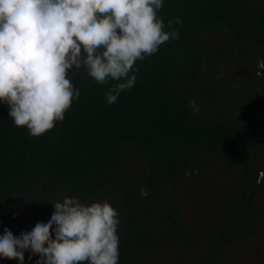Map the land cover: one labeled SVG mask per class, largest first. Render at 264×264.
<instances>
[{"label": "trees", "instance_id": "1", "mask_svg": "<svg viewBox=\"0 0 264 264\" xmlns=\"http://www.w3.org/2000/svg\"><path fill=\"white\" fill-rule=\"evenodd\" d=\"M158 15L166 26L169 19L182 20L174 25L180 38L136 62L135 86L116 103L108 104L104 97L114 82L97 84L78 70L73 82L79 95L40 136L15 126L8 107L0 104V234L12 225L6 219L28 209L29 199L14 203L18 195L48 200L44 184L50 195L73 189L82 194L81 200L98 194L106 199V189H118L115 196L125 220L119 264H144L141 254L158 251L180 256L173 264H215L247 232L253 212L261 218L264 205L250 179L256 182L260 170L254 153L264 152V116L254 109L256 88L229 78L228 63L244 59L256 66L264 60V0H164ZM209 53L220 61L207 67ZM73 68L68 67V74ZM234 99L251 105L237 115L229 106ZM221 156L229 157L225 185L232 203L213 230H204L207 237L197 250L191 234L176 239L183 234L184 221L175 191L189 174L202 172L210 180L207 166L215 168ZM136 160L145 172L127 175L123 167ZM158 201L164 220L159 232ZM29 225L21 221V227ZM23 251L22 259H0V264H42L28 258L30 248Z\"/></svg>", "mask_w": 264, "mask_h": 264}, {"label": "clouds", "instance_id": "2", "mask_svg": "<svg viewBox=\"0 0 264 264\" xmlns=\"http://www.w3.org/2000/svg\"><path fill=\"white\" fill-rule=\"evenodd\" d=\"M164 0H0V104L17 127L37 137L78 96L77 71L114 104L135 86L143 61L170 39H179V17L167 26L158 15ZM167 28V30H166ZM83 48V51H82ZM73 72L67 69L73 66ZM256 75L264 74V60ZM46 218L36 217L14 235L0 234V259L42 264H119V214L107 200L82 202L63 195ZM1 225V224H0Z\"/></svg>", "mask_w": 264, "mask_h": 264}, {"label": "rangeland", "instance_id": "3", "mask_svg": "<svg viewBox=\"0 0 264 264\" xmlns=\"http://www.w3.org/2000/svg\"><path fill=\"white\" fill-rule=\"evenodd\" d=\"M203 33L207 38L215 39V36L212 33L208 31H204ZM211 61H220L219 56L216 53H209L207 57V67L210 66ZM249 65L250 64L244 61V59L241 61L239 60L228 63L229 71L231 74H233L231 76L229 75V78L236 76V79H241V81H251L253 78V72ZM254 79L256 81L260 80V90H264V77L260 76L259 78L255 77ZM196 101L204 103V101L201 99ZM231 101L229 102V106L231 107L232 111L235 110V112H237V115H240L244 110L247 109V107L249 108L251 105L247 104V102H237L235 99ZM263 101L264 98L253 99V102L255 103L254 109L264 116ZM254 158L255 164L260 170L257 178H255L256 182L252 178L250 179V183L253 188L257 190V196L259 199H261L264 205V152H255ZM227 159H229L228 156H221L215 161V168L211 167L213 164L207 166L206 170H212L210 180L208 176L204 178L202 172L189 174L180 183L175 191L176 202L179 204L182 210V219L184 221L183 234L176 239L183 241L186 239L187 235L191 234L192 237L196 238L197 250H199V244L202 243L205 236L207 237L206 231H211L215 228L216 225L214 224L221 221L228 207L232 203L231 197H226V190L229 187H226L225 184H227L226 182H228L230 179V177L228 178ZM123 170L127 175L129 173L132 175L133 173L143 175L145 172V166L142 162L136 160L135 162L126 165L125 169L123 167ZM42 188H44V190H47L46 188L49 189L48 184H44ZM111 192L115 193L116 190L112 189ZM21 195H18L14 203L22 205L26 200L29 199V204H26V206L28 209H30L29 207H31L30 205L33 204L32 199L34 196L27 194L25 196L22 193ZM96 200L97 199H93V201ZM39 202L41 205L45 204L41 197H36L34 204H39ZM28 209L25 210L27 211ZM38 210L40 209L38 208ZM154 210L155 221L158 224V226H156V230L159 232L163 230L161 225L164 221L161 216L160 201L155 203ZM14 214L11 217H14ZM256 214L257 211H254L250 221L251 224L248 225L247 232L238 242L230 245L221 259L215 264H264V211L261 214V218L258 220L256 218ZM28 215L29 212H22L20 216L10 221L12 225L9 224L6 227L11 229V231L14 233V228H22L21 221L25 220ZM120 215L123 217L122 213H120ZM32 217H34L33 214ZM16 223H20V226H17ZM0 224L2 225L1 219ZM254 224L257 225L256 229H253ZM176 245L178 246V243H176ZM141 256V261L144 264H173L176 263V258H180V256L176 257L172 251L167 255L158 251L157 255L152 256L149 254L148 256H145L143 253Z\"/></svg>", "mask_w": 264, "mask_h": 264}, {"label": "flooded vegetation", "instance_id": "4", "mask_svg": "<svg viewBox=\"0 0 264 264\" xmlns=\"http://www.w3.org/2000/svg\"><path fill=\"white\" fill-rule=\"evenodd\" d=\"M261 61V60H260ZM250 66V68H251V70H252V72H253V78L251 79V81H248L249 83L251 82L252 83V85H253V88L255 87L256 88V90L258 91L257 92V94H256V96H257V98H264V90H260V80H255L254 78L255 77H257V78H259L260 76L261 77H264V75L262 74V75H256V72H257V70H258V68H257V65L255 66V65H249ZM263 105H264V101H263ZM47 190H44V188H42V192L44 193V194H46V196H48V200H43L44 202H45V204L44 205H41L40 204V202H39V204H34L35 203V198L36 197H34L33 199H32V201H33V204L32 205H30L31 207H30V209H28L27 211L24 209V212H26V213H28L29 212V215H28V217H26V219L24 220V221H26V223L27 224H31L32 223V221L36 218V217H40V218H46L49 214H48V211H49V208L51 207L50 205L51 204H53L55 201H57V200H62V197H63V195H71V194H74V195H77L79 198H80V196L82 195V194H80L79 192H77V191H75V190H73V189H67V190H64L63 192H61V193H55V194H52V195H50L49 194V189L48 188H46ZM112 189H115L116 190V192L115 193H112L111 192V190ZM123 189V192H125L126 191V187L124 186V188H122ZM117 191H118V189H116V187H112V188H110V189H106L105 190V196H106V199H104V197L101 195V194H98V195H96V196H92V197H89V198H87L86 200H81L82 202H91V201H93V199H97V200H107V201H109L111 204H112V206L113 207H115L116 209H117V211H118V214L120 215V213H123V212H121L119 209H118V207H119V200H118V197H116L115 196V194H117ZM33 196V195H32ZM256 198L260 201L261 199H259L258 198V196H257V194H256ZM31 201V202H32ZM34 205V206H33ZM37 207V208H36ZM34 208V209H33ZM38 208L40 209V210H38ZM31 212V213H30ZM22 213V212H21ZM21 213H15L14 214V217H10V220L8 219H6V223H8V222H10L11 220H13L14 218H16V217H18V216H20V214ZM32 214H33V216L34 217H32ZM43 215V216H39V215ZM13 215V214H12ZM123 215V214H122ZM124 217H121V215H120V217H119V219H120V224H119V226H118V234H119V240H121L122 238H123V235H124V233H125V220L123 219ZM16 225L17 226H20V223H16ZM30 255H34V253L31 251L30 252V254H29V256H28V258L30 257Z\"/></svg>", "mask_w": 264, "mask_h": 264}]
</instances>
